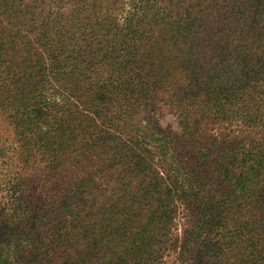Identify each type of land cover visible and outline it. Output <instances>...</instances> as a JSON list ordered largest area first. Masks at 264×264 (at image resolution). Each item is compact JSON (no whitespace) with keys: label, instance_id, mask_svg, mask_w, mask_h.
<instances>
[{"label":"trees","instance_id":"trees-1","mask_svg":"<svg viewBox=\"0 0 264 264\" xmlns=\"http://www.w3.org/2000/svg\"><path fill=\"white\" fill-rule=\"evenodd\" d=\"M52 6L51 0L49 3L47 0H0V14L29 11V16L42 19L45 27L62 19L60 10ZM34 8L39 11H31ZM211 8L207 17L219 10L226 14V8ZM238 11L247 21L244 22L246 35L255 32L249 25L253 21L264 24V0L242 1ZM258 28L263 30V35L264 25ZM25 44L30 45H22ZM52 44L53 41H48L41 45ZM19 45L12 42L10 49ZM16 49L23 53L22 47ZM6 57L0 50L1 61ZM10 74L11 78L18 76L23 80L18 83L20 87H1L4 95L0 97V118L6 123L4 127L13 129L18 144L15 146L4 139L0 142V184L20 204L12 209L15 214L11 220L0 222V227L6 230L7 251L18 264H51L58 252L82 251L80 244L83 243L110 252L111 264H167L168 261L173 264H264V123L254 120L247 126L251 128L247 132L225 134V143L229 145L240 139L241 147L239 153L230 152L216 168L206 173L199 169L183 170L174 137L161 134L145 139L140 133L142 129L135 124L125 126L128 132L117 129L127 112L118 97L110 103L111 127L97 133L95 126L90 125V106L85 105L84 93L79 87L68 88L58 101L55 97L46 98L36 106L30 101L32 91L27 90L34 88L21 87L28 77L3 69L0 76L6 78H2V83H12L7 78ZM235 98H238L235 88L221 90L206 102L205 112L215 121L226 120L228 102ZM180 99L184 101L183 96ZM194 102H186L189 108L181 110L183 134L180 136L188 146L199 138L194 125L197 120H187L197 113ZM256 113L262 117L264 106L259 105ZM204 116L200 114V118ZM37 132L40 137L35 139ZM211 141L216 149L225 144L217 138ZM145 146H151L168 169H163L161 174L152 170L151 155H146L149 148ZM99 147L108 148L109 154H103L99 177L105 182L111 178L110 183L117 190L126 179L135 185L130 193L124 188L120 190L122 208L129 205V213L122 209L109 210L89 219L85 209L92 208L98 199L93 200L91 194L101 191L105 182L91 169L81 173L80 160L87 159ZM36 150H41L40 159ZM204 156L202 153L194 159V164ZM36 161L41 162L42 169L37 168ZM39 171L47 178H41L42 186L36 194L33 189L29 191L36 183L32 184L25 173L32 172L35 180ZM215 193L219 195L215 197ZM111 197L110 193L106 209L119 203V199L117 202V198ZM175 200L187 210L185 216L189 217L188 228L181 237L167 233L173 224L170 216ZM119 211L121 217L116 213ZM161 229L166 232H160ZM45 239L50 244L51 255L43 252ZM166 256L168 259L164 261Z\"/></svg>","mask_w":264,"mask_h":264},{"label":"rangeland","instance_id":"rangeland-1","mask_svg":"<svg viewBox=\"0 0 264 264\" xmlns=\"http://www.w3.org/2000/svg\"><path fill=\"white\" fill-rule=\"evenodd\" d=\"M51 1L54 3L52 8H58L62 13V19L45 27L42 26V19L32 18L29 11L0 14V50L7 54L5 60L0 59V71L10 69L12 74L28 77L21 87L34 88L27 90L32 91L30 101L36 106L46 98L55 97L58 101L68 88L79 87V91L84 93L85 105H89L92 112L89 113L90 125L95 126V131L99 133L111 127L113 109L110 103L118 97L127 112L117 129L128 132L125 126L135 124L142 129L140 133L145 139L161 134L174 137L175 148L182 161L180 168L199 169L205 173L216 168L218 163L225 162L230 152L239 153L240 139L228 145L224 141L225 134L247 132L251 129L247 126L252 125L254 120L264 123V115L259 117L256 113L259 105L264 106V34L258 28L264 24L253 21L249 25L255 32L245 34L244 22L247 21L238 11L240 3L245 0ZM211 7L216 10L226 8V14L219 10L207 17ZM31 11L39 10L34 8ZM187 17L190 19L185 20ZM216 27H219L218 31H214ZM48 41H53V44L43 46ZM12 42L19 43L17 47H22L23 53L17 47L10 49ZM11 77L10 74L7 78L12 79V83L5 84L2 78L6 76H0V97L4 95L1 87H20L18 83L23 79ZM233 88L238 91V98L228 102L226 120L215 121L205 112L206 102L215 93ZM181 96L184 101H181ZM193 101L196 104L194 108L198 110L187 120H197L194 125H197L195 131L199 138L188 146L180 136L183 134L181 110L184 111V107L188 109L187 103ZM201 113L205 115L203 118H200ZM5 124L0 118V142L5 140L16 146L17 136L12 128L4 127ZM38 136L39 132L33 138ZM252 136L256 135L252 133ZM212 138L225 143L223 148L216 149ZM145 147L149 148L146 155H151L152 170L161 174L163 169H168L151 146ZM233 148L236 150H231ZM107 149L99 147L87 159L82 158L81 173L91 169L98 178ZM41 150L35 151L38 158ZM62 152L64 150L59 153ZM202 153L205 158L197 159L199 162L194 164V159ZM36 162L37 168L42 169L41 162ZM42 173L39 171L35 180L32 172L25 173L32 184L36 183L29 191L33 189L32 192L38 194L42 186L41 178H47ZM99 178L102 183L105 182ZM110 181L111 178L104 183L101 191L91 194L93 200L98 199L93 209H85V216L90 215L87 218L93 219L109 210L130 212L129 205L122 208L120 190H132L135 183L126 179L117 190ZM3 188L4 185L0 184V222H7L15 214L12 209L17 208L20 202L13 200ZM110 193L112 199L117 198V202L119 199V203L106 209ZM217 195L215 193V197ZM175 201L174 212L170 216L173 224L167 233L181 237L188 228L189 217L185 216L187 210ZM116 213L121 217L120 211ZM4 231L0 227V264H18L7 251L9 241ZM49 245L45 239L43 252L51 255ZM80 247L82 251L58 252L51 264H111V253L107 250H97L88 243L80 244ZM167 259L168 256L163 260ZM167 264L173 263L168 261Z\"/></svg>","mask_w":264,"mask_h":264}]
</instances>
